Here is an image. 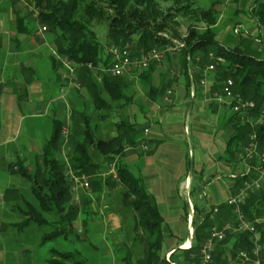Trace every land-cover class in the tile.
<instances>
[{
  "label": "crops",
  "instance_id": "1",
  "mask_svg": "<svg viewBox=\"0 0 264 264\" xmlns=\"http://www.w3.org/2000/svg\"><path fill=\"white\" fill-rule=\"evenodd\" d=\"M230 1L234 4L233 18L230 17L233 21L229 23H239L245 30L244 38L262 36L258 40L261 48L244 38L237 45L264 56V26L257 24L250 14L254 6L251 0ZM32 2L0 0V264H50L52 255L38 256L37 251L48 243L43 241L47 233L39 234V225L35 223L23 227L22 222L31 210L28 204L34 209H39V205L20 168L33 176L43 166L44 146L52 137L56 122H62L63 130L70 135L71 127L77 122L81 125L85 117L95 120L96 136H104H99L103 140L117 136L116 124L122 120L134 125L139 133L137 143L125 149L119 162L133 174V169L137 170L138 176L134 175L158 205L164 220L162 257L177 249L188 250L185 245L190 243L191 248L192 242L187 197L194 213L196 208L197 216L203 218L213 209L223 207L237 193V178L248 175L250 168L255 171L258 164L256 156L251 158L245 152L247 148L233 157L226 153L234 134V123L229 121L234 112L231 102L221 96L222 86L216 85L214 65L213 70L209 66L204 71L190 66L187 75L182 55H174L163 66L152 62L149 78H145L149 71L131 69L124 77L127 86L122 99L110 102V108H97L94 85L101 87L100 77L94 74L92 81L82 80L75 66L72 75L53 38L43 33L45 27L38 24L39 13ZM27 7L34 14H28ZM224 16L221 13L215 30ZM21 17L25 19L18 29ZM194 75L198 77L196 86L192 82L190 93L187 77L192 80ZM102 98L109 101L107 94L102 93ZM44 120L51 126L44 128ZM62 137L56 157L64 163L69 179L70 173L75 174L68 158L72 141ZM102 162L100 158L96 163ZM112 174L117 180L114 165L103 166L97 174L100 188L88 179L91 188H80L72 194V203L84 211L75 220L74 234L68 240L58 241L64 246L76 243L86 247L88 241L79 244L76 234L84 233L90 239L98 224L105 248L116 256L115 264H122V250L133 246L126 240L125 232L135 227L137 214L126 209L119 199L124 188H112L106 183L107 176ZM115 189L120 192H116L118 198L112 207L110 200ZM235 223V218L228 216L222 229L228 227V234H239ZM43 226L50 229V225ZM115 235L122 241H112ZM136 248L138 252L142 250ZM176 258L181 260L182 254ZM85 263L94 264L88 260Z\"/></svg>",
  "mask_w": 264,
  "mask_h": 264
},
{
  "label": "trees",
  "instance_id": "2",
  "mask_svg": "<svg viewBox=\"0 0 264 264\" xmlns=\"http://www.w3.org/2000/svg\"><path fill=\"white\" fill-rule=\"evenodd\" d=\"M221 1H213L209 8L199 6L195 0H92L85 4L82 0H33L32 4L39 13L38 24L46 28L53 38L58 54L73 63L80 78L92 81L94 74L100 77L101 87L94 85L97 108H110V102L120 101L127 84L125 76L112 77L106 72L111 66V57L105 54L104 46L90 26L96 21L107 20L108 45L125 47L132 44L135 51L133 58L141 57L151 49L170 45L160 34L175 30L179 19L182 18L191 23L182 55L186 74L188 75L190 66L204 71L214 65L216 85L220 84L223 88L228 80H232L234 93L256 104V109L249 113L250 117L261 118L264 109V56L243 49L241 45L231 49L218 42L215 28L220 17L218 6ZM107 9L112 11V16H108ZM251 13L258 23L264 26V3H255ZM24 19L21 17L18 21V29ZM218 59L225 60V65L220 64ZM148 71L149 74L145 78L150 77L153 67ZM197 77L194 75L192 80L187 77L190 93L192 82L196 86ZM102 93L107 94L109 101L102 98ZM248 119L238 114H232L229 118V121L234 123V134L226 151L230 157L247 148L254 134L259 154H264V124L252 125ZM56 123L52 137L44 146L43 166H40L33 176L20 168L23 176L29 179L32 193L39 205V209H34L28 204L31 210L22 222L23 227L32 223L39 226L50 225V231L43 238L44 242L62 238L68 240L74 234L75 220H78L84 211L72 203L70 180L65 175V165L56 157L57 150L63 143V123ZM93 123V120L85 117L77 131H73L69 162L77 176H85L99 188L101 180L97 174L101 168L115 166L117 180L111 176L106 179V183L112 188L121 185L124 188L121 194L124 207L137 214V223L133 230L135 235H125L126 240L132 242L133 246L126 249L122 264H202V249L210 232L215 227L222 229L228 216L234 219V208L225 204L219 208V213L213 215V209L203 218L197 216V210L194 208L192 247L188 250L177 249L168 262L162 257L165 243V234L162 232L164 220L158 205L145 190L141 179L119 162L125 149L136 145L139 133L133 124L122 120L116 124V137L109 140L98 139ZM91 150L103 159L102 163L94 162ZM256 171L252 170L250 174L237 178V193L246 182L258 176ZM242 211L256 225L261 236L259 242L264 246V222H255L260 217L264 218V190L251 193ZM251 239L250 233H227V238L217 243L215 263L240 264V252L252 256L254 244ZM136 247L142 250L138 252ZM177 254H182L181 260L176 258ZM51 255L50 264H86L80 252L53 249Z\"/></svg>",
  "mask_w": 264,
  "mask_h": 264
},
{
  "label": "rangeland",
  "instance_id": "3",
  "mask_svg": "<svg viewBox=\"0 0 264 264\" xmlns=\"http://www.w3.org/2000/svg\"><path fill=\"white\" fill-rule=\"evenodd\" d=\"M62 1H68V0H62ZM90 1H92V0H82V2L84 4L85 3H89ZM213 1H215V0H195V2L199 6L204 7V8H209L210 5H211L210 3H212ZM258 1H261V0H251V2H252L251 5H254V2L255 3H258ZM233 4L234 3H232L230 0H222L221 1L220 5L218 6V9L220 11V15L222 13L225 16L223 17L222 20H220L219 26L217 28L218 30H216L217 39L219 38L218 39L219 40L218 42L221 45L227 46V47H229L231 49L232 48H236L235 46L237 44H239L240 39H243L244 38L243 36L245 35V30H244V28H242L241 26L238 25L239 23L238 24L237 23H232V24L229 23V21H233V20H230V17H232V15H233V12H232ZM27 8H28L27 11L29 12L28 14H34V12L32 13V11H29V7H27ZM106 12H107L108 16H110V15L112 16V11H108V9H107ZM250 14H251V12H250ZM178 24L179 25H177L176 27L174 26L175 27V30H172L170 32H166L165 34L164 33L160 34L161 37L166 38V40L169 41L170 45H168V46L166 45V46H163V47L158 48V49H156V48L151 49L152 51L153 50H157V51L161 52L162 54H164V59L161 62V65L162 66H163L164 63L168 62V60L170 59L171 56L173 58L174 55L175 56H177V55H183V50H185V48H186L185 39L188 36V30H189V26L191 25V23L188 20H184V19L180 18ZM257 24H258V21H257ZM40 27L43 28L42 25H40ZM90 27H91V30H93L97 34L99 41L104 46L106 55H108L109 54V51H110L109 49H111L112 47H116V46H110V45H108L107 36H108V31H109V22H107V20H104V21H96ZM43 33H47V31H44L43 30ZM250 36L251 37H248V38L245 36L246 38H244V39H250L249 41L252 40L253 44L256 43L254 45H256V48L257 49H258V47L261 48L260 44L258 43V40H261L262 39L261 38L262 37L261 34H260V36H259V34L250 35ZM128 45L130 46L131 56H133V54H134L135 51H133V49H132L133 48L132 47V44H128ZM151 50L148 51V53L151 52ZM133 58L138 61L139 59L142 58V56L141 57H133ZM217 61L220 62V64L223 63V65H225V60L218 59ZM42 76H44V74H42ZM89 109H90V107H89ZM234 114H238V116H242L244 118H249L248 120H250V122L252 123V125H255V124H264V118L263 117L255 119V118H251L250 117V114H247V115H244V116H243V114H239V113H235V112H234ZM94 122H95V120H94ZM110 122H112V121H109L108 123H110ZM43 124H44V128H48L49 126H51L50 123L48 121H45V120L43 121ZM79 125H80V123L77 122V124H74L71 127V129H70V131H71L70 132V135L68 134L67 130H63V136L66 137L67 139H69L70 142H71L72 139H73L72 135L74 134L73 131L76 132ZM108 129L109 128L106 127L105 130L108 132ZM100 130L103 133V130L102 129H99V127H98V131H100ZM65 131L67 132L66 134H64ZM99 136L104 137V136L98 134V138L99 139H101V137H99ZM254 136H255V134H254ZM102 139H104V138H102ZM188 146H189V149L192 147L190 144ZM245 152L248 154L247 150H245ZM91 154H92V157H93L94 162H99L100 158L97 155V153H95L93 150H91ZM260 155H263L264 156V154H261V153H260ZM69 156H68V158H70ZM259 169L264 170V163H262V162L259 163L258 162V164L256 166V170L258 171ZM133 171H134V174L136 176H138L137 170L136 169H133ZM111 176H113V174L112 175H108L107 178H109ZM263 184H264V178H263V181H262L261 185H259L260 186V189L259 190H256L255 189V192L258 193V191H261L262 188H263V186H262ZM116 192H120V191H116V189L114 190V193L112 194L111 200H110V202L113 201L112 202V207H115L114 205L116 203V199L118 198V193H116ZM71 193H72V191H71ZM72 194H76V193H72ZM121 194L119 196V199L120 200H122V195ZM99 202L101 204L102 200L101 201L99 200ZM226 204H228V201H227ZM231 207H233V206H231ZM215 214L216 213L213 212V215H215ZM214 218H215V216H214ZM235 222H236L237 225L239 224L238 223V219H237L236 216H235ZM255 222L257 224L258 223L260 224V223L264 222V218H261L260 217ZM190 226H191V224H190ZM192 226H193V223H192ZM37 228H38L39 234L40 233H44V232L48 233L49 230H50L47 226H43V225L42 226H39V227L37 226ZM128 229L129 230L127 232H125V233H128V234L129 233H132V235H135V233L133 232L134 227H130ZM102 233L103 232L101 231L100 226H98V224H97L93 228V232H92L93 237H90V239L88 238L90 241L87 239V237L85 236L84 233H82V234H76L77 236H79L77 238V242L79 244L80 243H86L88 241V245L86 247H80L76 243H73V244L70 243V244H66V246H64L61 243V241H58V240L56 241L55 240V241L48 242L44 247H42L41 249L37 250V251H39V255L38 256L50 255L51 254V253H49L50 250H52L53 248H55V249L60 250V251H70V252H74L75 251V252H80L83 259L88 260V262L89 261L90 262L93 261L94 264H115L116 256L111 251H109L107 248H105L104 243H103V242H105V239L102 237ZM121 235L123 236V234H121ZM259 236H260V234H259ZM260 238H261V236H260ZM251 240H252V243L254 244V238H252ZM112 241H114V242H121L122 240L120 239V237H118L117 235H115L113 237V240ZM216 249H217V246H216ZM126 251L127 250H122V253L125 255L126 254ZM215 253H216V251H215ZM168 255H166V259L165 260L168 259ZM238 257H239V255H238ZM168 260H167L168 262L171 261V256L169 257ZM240 264H244V263L241 262ZM261 264H264V258H262Z\"/></svg>",
  "mask_w": 264,
  "mask_h": 264
},
{
  "label": "built area",
  "instance_id": "4",
  "mask_svg": "<svg viewBox=\"0 0 264 264\" xmlns=\"http://www.w3.org/2000/svg\"><path fill=\"white\" fill-rule=\"evenodd\" d=\"M43 30L46 31V28H43ZM109 50V55L111 57L112 63L109 69L106 70V72L112 77L126 76L129 70L131 69H140L142 71L148 70L152 62L161 63L164 59V54L157 50H151V52H149L148 54H144L142 58L137 61L136 59L132 58L129 45L125 47H112ZM64 62L73 75L75 69L74 66H72V63L67 59ZM209 69L213 70L214 67L211 66ZM221 96L223 97V99L225 98L226 100L231 102L232 110L235 113L243 114V116L249 114L252 110L256 109L255 102L250 100H244L242 96L234 93V82L232 80H228L226 82L225 86L222 89ZM261 117L264 118V109L262 111ZM66 133L67 132L65 131L64 134ZM146 133H148V131H146ZM249 144V147L246 149L248 155L251 158L256 156V158H258L257 160L259 163H264V156L259 154L257 148L256 136L252 137L251 143ZM252 169L253 168H250L249 174L251 173ZM256 172H258V176L251 182H246L244 184V187L241 188V190L235 196L228 200V204L230 206H233L234 208V215H236L239 223L238 227L234 229L239 233H250L252 235V238H254V249L252 251V256H250L246 252L239 253V258L244 264H261L262 251L264 250V246L261 245V242H259L261 241V238L259 236V233L257 232L256 225L251 222L242 211V206L246 203L250 194L255 192V189L259 190V185H261L263 181L264 170L259 169ZM69 177L72 193H77L80 188L85 190L90 188L88 178H85V176L79 177L75 174L70 173ZM218 212L219 209L216 208L214 210V213L217 214ZM191 221L192 219H190V224ZM228 230V227L224 229H218L215 227L212 229V231L210 232V236L205 242L202 249V264H216L214 261V254L216 251L217 243L223 242L226 239ZM189 234L192 237L194 235V229L191 226ZM172 253L173 252L168 255V259Z\"/></svg>",
  "mask_w": 264,
  "mask_h": 264
},
{
  "label": "water",
  "instance_id": "5",
  "mask_svg": "<svg viewBox=\"0 0 264 264\" xmlns=\"http://www.w3.org/2000/svg\"><path fill=\"white\" fill-rule=\"evenodd\" d=\"M193 91H195L194 85H193ZM192 109H193V103L190 106V110H189V114L190 115L192 113ZM192 177H193V165H191V168H190L189 179L192 180ZM186 203H188V206H189V210H190V213H191V219H192L191 227H193L192 223H193L194 211H193L192 204L190 202L189 197H187V202ZM192 241H193V238H192V236H190V242H192Z\"/></svg>",
  "mask_w": 264,
  "mask_h": 264
},
{
  "label": "bare ground",
  "instance_id": "6",
  "mask_svg": "<svg viewBox=\"0 0 264 264\" xmlns=\"http://www.w3.org/2000/svg\"><path fill=\"white\" fill-rule=\"evenodd\" d=\"M190 243H187V245H185V248H190Z\"/></svg>",
  "mask_w": 264,
  "mask_h": 264
}]
</instances>
